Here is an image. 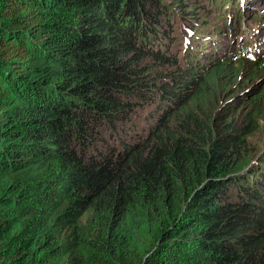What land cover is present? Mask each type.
<instances>
[{"label":"trees","instance_id":"1","mask_svg":"<svg viewBox=\"0 0 264 264\" xmlns=\"http://www.w3.org/2000/svg\"><path fill=\"white\" fill-rule=\"evenodd\" d=\"M165 2L0 0V264H264V165L245 159L264 111L208 114L245 49L160 50ZM135 108L157 115L141 133Z\"/></svg>","mask_w":264,"mask_h":264},{"label":"rangeland","instance_id":"2","mask_svg":"<svg viewBox=\"0 0 264 264\" xmlns=\"http://www.w3.org/2000/svg\"><path fill=\"white\" fill-rule=\"evenodd\" d=\"M166 1L164 4L170 6L173 15L169 20L170 28L165 30L167 41L164 42V38L160 41V50L162 48L164 52L176 53L178 58L197 59L200 63H204L209 54L203 56L196 54L203 49L202 46L198 47L199 44L209 46L214 42L217 43L219 49L215 55L222 53L228 55L231 47L233 52L241 48L245 49L243 53L245 61L238 63L239 73L234 80L227 81L229 85L220 92L219 100L213 103L208 112L215 119L214 126L220 127L221 122L225 121L224 118L226 117L233 119L236 124L242 125L245 122L246 114L254 106L262 114L264 111V0H174L177 2L174 4L170 3L171 0ZM185 5H189L190 8H184ZM236 6L239 7V15L242 16L243 11L247 10L246 14L249 15L252 12L255 21L258 18L262 23L250 20L244 22L243 19L230 18L236 13ZM183 9L186 10L182 12ZM195 19L201 26L192 27L194 30L189 29L188 25ZM234 25L236 29L234 37L238 38L229 42L227 29L233 28ZM163 43L166 45L162 46ZM187 46L192 48L194 52L188 51ZM149 60L151 59L144 56L142 61ZM144 64L148 65L147 62ZM152 66L150 67L151 73L160 82L161 70H153ZM147 69L140 67L139 70L144 73ZM170 70V72H164L165 80H169L173 76L172 74H175L174 69ZM175 85H181V83L176 82ZM243 95H246L247 98L242 97ZM228 102L233 103L235 107L225 108ZM122 114L123 117L128 116L126 111ZM155 115L154 108H135L132 110V116L137 117L135 124L138 132L146 127L150 118L156 119L157 115ZM94 128L99 130L98 124H95ZM114 134L123 138L119 125H115ZM97 139L101 140L100 138ZM124 139L128 138L125 136ZM100 142L98 141V143ZM94 154L93 150L91 154L87 155V158ZM245 155V159L252 165L251 168L256 169L258 165H264V119L258 120V130L248 138V148Z\"/></svg>","mask_w":264,"mask_h":264}]
</instances>
